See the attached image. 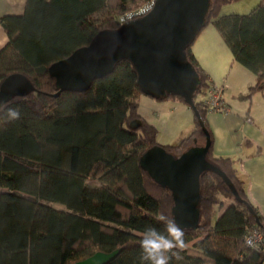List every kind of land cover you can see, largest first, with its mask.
<instances>
[{"label":"trees","instance_id":"obj_1","mask_svg":"<svg viewBox=\"0 0 264 264\" xmlns=\"http://www.w3.org/2000/svg\"><path fill=\"white\" fill-rule=\"evenodd\" d=\"M149 1L25 0L21 15L0 18L7 37L0 48V83L21 74L34 87L0 108V264H73L114 250L120 252L108 264H148L141 259V238L152 228L166 235L171 193L140 165L142 154L159 144L155 126L138 111L143 94L132 64L123 59L87 90L56 97L47 71L98 32L117 29L121 15ZM234 1L210 0L204 28L211 24L233 61L255 76L245 93L251 100L264 91V0L248 15L220 16L222 6ZM193 43L185 54L200 80L193 102L210 137L207 160L226 174L252 212L218 175L204 172L199 226L183 230L185 247L168 253L169 264H264V245L244 243L254 227L264 234V216L249 199L235 161L212 151L208 109L204 98L197 99L206 97L211 83L192 53ZM167 98L183 101L172 95L157 100ZM11 110L19 112L18 119ZM194 124L188 135L162 147L176 157L203 145L195 116Z\"/></svg>","mask_w":264,"mask_h":264},{"label":"water","instance_id":"obj_2","mask_svg":"<svg viewBox=\"0 0 264 264\" xmlns=\"http://www.w3.org/2000/svg\"><path fill=\"white\" fill-rule=\"evenodd\" d=\"M210 0H154L153 8L144 16L129 20L115 30L98 32L90 43L48 67L58 96L64 91L82 92L94 80L110 74L115 65L128 60L137 73L140 92L152 99L168 95L181 97L191 108L205 134L203 145H193L179 156L162 146L150 148L140 157L141 167L159 186L171 193V216L182 230H196L201 217L200 177L211 171L231 190L238 203L243 201L231 180L207 160L211 145L193 96L200 80L187 61L185 49L204 28ZM31 82L21 74H12L0 83V108L15 97L33 92ZM137 121L130 123L136 128ZM256 223L259 220L255 217ZM120 250L96 252L73 264H108Z\"/></svg>","mask_w":264,"mask_h":264},{"label":"crops","instance_id":"obj_3","mask_svg":"<svg viewBox=\"0 0 264 264\" xmlns=\"http://www.w3.org/2000/svg\"><path fill=\"white\" fill-rule=\"evenodd\" d=\"M24 4L25 0H0V18L21 15ZM6 43L7 37L0 25V48ZM191 50L206 71L208 81L223 87L224 103L229 108L227 114L206 113V122L214 139L213 154L235 161L244 178L249 199L264 216V91L257 92L249 102L235 106L234 94H245L248 84H254L255 76L233 61L232 54L214 27L204 28L194 40ZM141 103L158 110L154 103L149 105L146 100ZM139 113L149 121L144 111Z\"/></svg>","mask_w":264,"mask_h":264},{"label":"rangeland","instance_id":"obj_4","mask_svg":"<svg viewBox=\"0 0 264 264\" xmlns=\"http://www.w3.org/2000/svg\"><path fill=\"white\" fill-rule=\"evenodd\" d=\"M260 1L261 0H236L231 3H227L224 6H222L219 15L220 16H225L230 14L248 15L251 12V10L258 5ZM207 26L208 28H213L211 24H208ZM207 26L205 28H207ZM219 85L220 84L217 85L215 84V86L217 87H222ZM223 94H224V89H223ZM206 97L205 95L203 96L200 95L197 97V99L204 98L205 100ZM230 99L231 98H229V100ZM145 100L149 105L151 102L154 103L156 106H158L157 108L158 110H154L148 105L144 106L143 103H141V101H145ZM233 101L235 102V106H236L239 103H243L245 101L249 102L250 100L245 99V94L241 96V95H237L236 93L234 94ZM140 110L146 113L147 119L149 121H147L146 118L144 117L145 120L148 123L155 126L157 131L156 142L161 146H167L176 143L177 140L188 135L195 125L193 111L191 110L190 107H188L183 101L179 100L178 98H167L158 101L156 99H152L145 95H141L139 99L138 111ZM55 207L60 208L58 204L55 205ZM191 244H193V242L189 243L188 245L190 246Z\"/></svg>","mask_w":264,"mask_h":264},{"label":"clouds","instance_id":"obj_5","mask_svg":"<svg viewBox=\"0 0 264 264\" xmlns=\"http://www.w3.org/2000/svg\"><path fill=\"white\" fill-rule=\"evenodd\" d=\"M13 119L19 118V112L11 110ZM158 220L163 221L165 216L159 215ZM166 235L161 234L155 228L149 230L140 241L143 250L141 259L148 264H169L168 253H173V249H183L185 242L183 230L176 224L174 219L168 220L165 225ZM176 253H173L175 255Z\"/></svg>","mask_w":264,"mask_h":264},{"label":"built area","instance_id":"obj_6","mask_svg":"<svg viewBox=\"0 0 264 264\" xmlns=\"http://www.w3.org/2000/svg\"><path fill=\"white\" fill-rule=\"evenodd\" d=\"M154 5V0L146 2L140 8L131 10L119 17L120 25L135 18H139L147 14ZM205 104L210 112H218V113H229V108L224 103L223 99V88L217 87L211 84L207 91V97L205 99ZM244 243L247 247L250 248H258L264 245V234L261 232L259 228H252L248 231V233L244 236Z\"/></svg>","mask_w":264,"mask_h":264}]
</instances>
